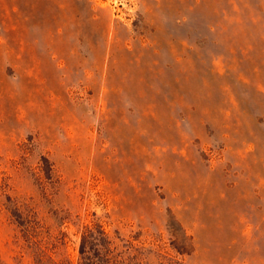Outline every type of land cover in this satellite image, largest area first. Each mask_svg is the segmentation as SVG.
<instances>
[{"label":"rangeland","instance_id":"1","mask_svg":"<svg viewBox=\"0 0 264 264\" xmlns=\"http://www.w3.org/2000/svg\"><path fill=\"white\" fill-rule=\"evenodd\" d=\"M264 264V0H0V264Z\"/></svg>","mask_w":264,"mask_h":264},{"label":"trees","instance_id":"2","mask_svg":"<svg viewBox=\"0 0 264 264\" xmlns=\"http://www.w3.org/2000/svg\"><path fill=\"white\" fill-rule=\"evenodd\" d=\"M80 264H136V257H124L101 226L87 227L81 239ZM137 264H141L137 262Z\"/></svg>","mask_w":264,"mask_h":264}]
</instances>
